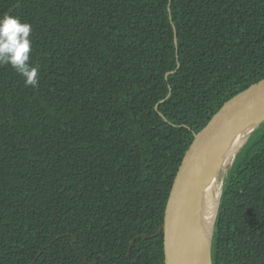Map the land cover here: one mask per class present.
<instances>
[{
	"label": "trees",
	"instance_id": "trees-1",
	"mask_svg": "<svg viewBox=\"0 0 264 264\" xmlns=\"http://www.w3.org/2000/svg\"><path fill=\"white\" fill-rule=\"evenodd\" d=\"M39 85L0 66V264H165L173 182L264 80V0H0ZM263 124V125H262ZM225 180L212 264H264V122Z\"/></svg>",
	"mask_w": 264,
	"mask_h": 264
},
{
	"label": "water",
	"instance_id": "water-1",
	"mask_svg": "<svg viewBox=\"0 0 264 264\" xmlns=\"http://www.w3.org/2000/svg\"><path fill=\"white\" fill-rule=\"evenodd\" d=\"M263 122L264 80L225 104L207 127L195 135L194 142L186 153L173 182L164 222L159 230L163 233L165 264H205L206 261L201 260L192 247L187 231L192 197L227 145L235 137L243 139L235 159L251 134ZM219 204L207 247L208 264H212L211 247Z\"/></svg>",
	"mask_w": 264,
	"mask_h": 264
},
{
	"label": "bare ground",
	"instance_id": "bare-ground-1",
	"mask_svg": "<svg viewBox=\"0 0 264 264\" xmlns=\"http://www.w3.org/2000/svg\"><path fill=\"white\" fill-rule=\"evenodd\" d=\"M242 140L241 137H235L227 145L192 197L187 231L190 235L192 247L198 257L206 261L204 262L205 264L209 262V250L207 247L214 225L217 206L221 199V190L224 185L223 178L234 155L241 146Z\"/></svg>",
	"mask_w": 264,
	"mask_h": 264
},
{
	"label": "clouds",
	"instance_id": "clouds-1",
	"mask_svg": "<svg viewBox=\"0 0 264 264\" xmlns=\"http://www.w3.org/2000/svg\"><path fill=\"white\" fill-rule=\"evenodd\" d=\"M32 25L12 15L0 16V66L11 67L24 78L25 86L39 85V66L34 65L32 53Z\"/></svg>",
	"mask_w": 264,
	"mask_h": 264
},
{
	"label": "rangeland",
	"instance_id": "rangeland-1",
	"mask_svg": "<svg viewBox=\"0 0 264 264\" xmlns=\"http://www.w3.org/2000/svg\"><path fill=\"white\" fill-rule=\"evenodd\" d=\"M235 155H236V154H235ZM235 155H234V157H235ZM234 157H233V159H234ZM232 161H233V160H232ZM232 163H233V162H231V163L229 164V166H232ZM229 166H228V168H227V173H229V169L231 168V167H229ZM227 173L225 174V176H224V178H223V184L225 183V180H226V178H227V176H228ZM223 186H224V185H223Z\"/></svg>",
	"mask_w": 264,
	"mask_h": 264
}]
</instances>
